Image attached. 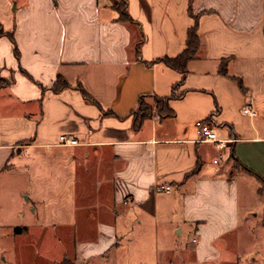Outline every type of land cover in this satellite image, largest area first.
I'll use <instances>...</instances> for the list:
<instances>
[{
	"label": "crops",
	"instance_id": "1",
	"mask_svg": "<svg viewBox=\"0 0 264 264\" xmlns=\"http://www.w3.org/2000/svg\"><path fill=\"white\" fill-rule=\"evenodd\" d=\"M120 1L0 0V197L26 198L0 203V245L37 234L47 264H264V0H125L132 21ZM195 15L183 78L158 60ZM182 78L174 114L135 130L139 99Z\"/></svg>",
	"mask_w": 264,
	"mask_h": 264
},
{
	"label": "trees",
	"instance_id": "2",
	"mask_svg": "<svg viewBox=\"0 0 264 264\" xmlns=\"http://www.w3.org/2000/svg\"><path fill=\"white\" fill-rule=\"evenodd\" d=\"M114 7L119 11L120 16L119 19L123 21H132L131 16L129 15L127 11V3L125 0H121L119 3L115 4ZM195 23L194 25L189 29L188 31V38H187V47L186 49L179 54L176 57L170 58V57H164L158 60V62H163L170 68L180 72L183 74V78L185 74L188 72V63L194 59L197 56L198 50L200 48L201 40L200 36L198 34V15L194 16ZM5 34L3 27L0 25V35ZM13 41L14 38L12 37ZM15 52L17 55H19L18 49L15 46ZM224 65V63H223ZM226 68H221V71L225 72ZM183 78L181 82L177 83L173 87V92L170 96L161 97V96H155L154 97V104H150L147 102L145 96H142L139 99V107L133 112V127L135 130H138L141 128L143 122L150 118L153 115V110L156 108L157 112L160 114V116H171L174 114V110L169 106V101L173 98H178L182 96V93L178 92V86L182 83ZM239 83L241 84V81L238 79ZM69 83L62 77L59 76L57 78V81L52 86V90L55 92H59L67 87H69ZM83 95L88 99L95 101L85 90L81 85L77 86ZM22 228L17 227L15 228V231L17 233L21 232ZM59 264H76L75 261L69 257H65Z\"/></svg>",
	"mask_w": 264,
	"mask_h": 264
},
{
	"label": "rangeland",
	"instance_id": "3",
	"mask_svg": "<svg viewBox=\"0 0 264 264\" xmlns=\"http://www.w3.org/2000/svg\"><path fill=\"white\" fill-rule=\"evenodd\" d=\"M19 191H15L12 196L2 193L0 203L11 204V202L23 203L26 198H21L20 195L16 196ZM4 210L2 209V214ZM18 223H21L20 217ZM25 223L28 222L26 218ZM53 249L58 252L60 248L58 233L55 234L53 239ZM3 244L0 245V264H47V257L44 249V238L34 233H29L25 236L18 237V243H13L8 236L2 237Z\"/></svg>",
	"mask_w": 264,
	"mask_h": 264
},
{
	"label": "built area",
	"instance_id": "4",
	"mask_svg": "<svg viewBox=\"0 0 264 264\" xmlns=\"http://www.w3.org/2000/svg\"><path fill=\"white\" fill-rule=\"evenodd\" d=\"M243 111L253 116L256 115V111L249 106H244ZM199 127L204 141L214 142L219 147H225L227 145L226 140L219 139L215 128L210 122H206V121L200 122ZM59 143L65 146H74V145H78L79 141L72 136L63 134L59 138ZM156 190L170 191L171 186H157Z\"/></svg>",
	"mask_w": 264,
	"mask_h": 264
}]
</instances>
